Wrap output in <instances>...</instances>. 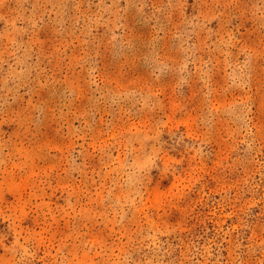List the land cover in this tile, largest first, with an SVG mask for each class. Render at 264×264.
<instances>
[{"label": "rangeland", "instance_id": "obj_1", "mask_svg": "<svg viewBox=\"0 0 264 264\" xmlns=\"http://www.w3.org/2000/svg\"><path fill=\"white\" fill-rule=\"evenodd\" d=\"M0 264H264V0H0Z\"/></svg>", "mask_w": 264, "mask_h": 264}]
</instances>
